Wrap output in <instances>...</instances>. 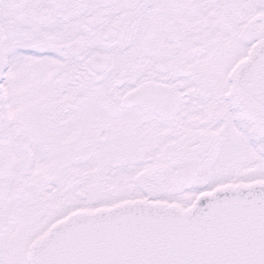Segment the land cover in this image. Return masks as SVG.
<instances>
[{"label": "snow or ice", "instance_id": "1", "mask_svg": "<svg viewBox=\"0 0 264 264\" xmlns=\"http://www.w3.org/2000/svg\"><path fill=\"white\" fill-rule=\"evenodd\" d=\"M0 264H264V0H0Z\"/></svg>", "mask_w": 264, "mask_h": 264}]
</instances>
